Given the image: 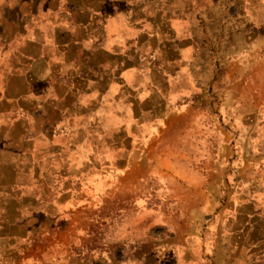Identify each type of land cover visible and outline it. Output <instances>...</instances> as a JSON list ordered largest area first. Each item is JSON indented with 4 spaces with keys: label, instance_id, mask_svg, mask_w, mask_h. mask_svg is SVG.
I'll return each mask as SVG.
<instances>
[{
    "label": "crops",
    "instance_id": "0c3cea01",
    "mask_svg": "<svg viewBox=\"0 0 264 264\" xmlns=\"http://www.w3.org/2000/svg\"><path fill=\"white\" fill-rule=\"evenodd\" d=\"M187 7L0 0V213L63 221L11 264H264V134L250 163L211 142Z\"/></svg>",
    "mask_w": 264,
    "mask_h": 264
},
{
    "label": "rangeland",
    "instance_id": "374dc122",
    "mask_svg": "<svg viewBox=\"0 0 264 264\" xmlns=\"http://www.w3.org/2000/svg\"><path fill=\"white\" fill-rule=\"evenodd\" d=\"M177 3L188 5L179 13L187 18L188 38L193 41L194 55L187 65L195 85L191 97L195 111L210 117L211 142L220 127L226 144L241 148V160L230 158L231 162L250 163V149L260 147L264 134V0ZM24 125L13 121V130L21 131ZM227 172L232 175V167ZM240 172L243 178L261 177L250 165ZM59 214L0 213V264L13 262V241H27L34 259L47 257L51 236L63 224Z\"/></svg>",
    "mask_w": 264,
    "mask_h": 264
}]
</instances>
